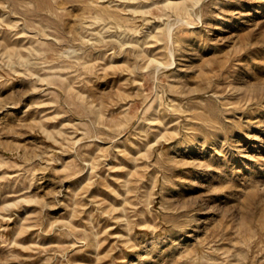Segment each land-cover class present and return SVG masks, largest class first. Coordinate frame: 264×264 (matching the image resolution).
I'll use <instances>...</instances> for the list:
<instances>
[{
	"label": "rangeland",
	"instance_id": "1",
	"mask_svg": "<svg viewBox=\"0 0 264 264\" xmlns=\"http://www.w3.org/2000/svg\"><path fill=\"white\" fill-rule=\"evenodd\" d=\"M0 264H264V0H0Z\"/></svg>",
	"mask_w": 264,
	"mask_h": 264
}]
</instances>
